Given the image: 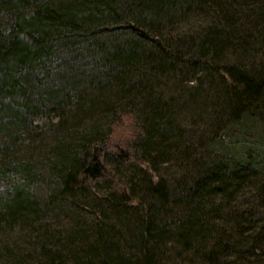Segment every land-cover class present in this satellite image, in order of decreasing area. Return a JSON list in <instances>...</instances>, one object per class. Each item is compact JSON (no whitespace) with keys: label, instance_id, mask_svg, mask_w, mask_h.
Listing matches in <instances>:
<instances>
[{"label":"trees","instance_id":"trees-1","mask_svg":"<svg viewBox=\"0 0 264 264\" xmlns=\"http://www.w3.org/2000/svg\"><path fill=\"white\" fill-rule=\"evenodd\" d=\"M215 9L236 19L196 31L195 51L166 29L188 13ZM252 26L264 36V0H0V182H10L0 191V231L39 212L29 180L42 174L20 156L18 142L51 134L45 166L55 189L49 199L69 210L72 200L113 178L109 158L132 164L138 140L144 149L164 143L172 127L162 119L172 111L156 101V81L192 62L209 66L214 76L211 63L227 49L245 48ZM193 54L195 61L186 59ZM223 66L215 68L221 79L212 80L218 86L209 94L218 113L228 121L246 112L264 116V64ZM138 98L152 107L144 122L129 107ZM92 115L111 121L104 130L99 120L91 132L82 130ZM44 117L49 123L41 125ZM123 126L131 130L122 136L126 144L118 137ZM259 167L247 158L216 156L191 185L174 189L152 176L142 179L143 191L138 180L113 178L98 201L108 219L75 230L86 254L69 250L68 261L62 250L46 249L48 264H164L166 252L178 246L199 258L196 264H232L226 260L235 253L255 254L264 247V220L239 200Z\"/></svg>","mask_w":264,"mask_h":264},{"label":"rangeland","instance_id":"rangeland-1","mask_svg":"<svg viewBox=\"0 0 264 264\" xmlns=\"http://www.w3.org/2000/svg\"><path fill=\"white\" fill-rule=\"evenodd\" d=\"M221 15V12L216 9L207 14L191 12L183 20L180 18L181 20L178 19L174 24H167L166 29L174 36V39H178L185 50L195 51L197 50L195 45L199 42L195 39L196 31L203 30L206 24L213 21L215 24L223 22L226 24V20L228 22L232 16V20L236 19L235 14L228 17L224 15L225 19ZM258 31L252 26L246 33L245 48L227 49L223 55L221 54L217 64L211 63L214 65L212 69L215 78L211 77L210 71L206 70L209 66L203 69L202 65L192 62L179 65L177 70L171 71L166 79L156 81L153 91L156 101L160 105L168 103L172 111L168 116L169 119L163 117L162 122L164 121L163 125H165L166 121L168 128L172 127V130L164 138L163 144H154L162 153L156 151L154 149L156 146L152 144L148 146V149H144L141 146V140H138L132 146L138 158L136 162L124 164L109 158L114 180L122 177H126L129 181L130 179L138 180L137 183L143 191L147 183L142 179L152 176L155 181L159 178L167 180L169 187L174 189L179 184L191 185L201 170L200 166L210 162L216 156L235 160L247 158L249 162L257 163L260 167L255 171L256 177L251 183L246 184L244 192L240 194L239 203L247 208L251 207L256 211V218L264 220V199L262 198L264 194V116L246 112L239 119L228 121L224 114L218 113L217 110L220 108L215 106V100L209 96L210 93L212 94L211 86L215 87L216 79H221L219 72L215 74V68L224 67L223 63L240 66L264 64V36ZM191 35H193L192 40H190ZM186 59L195 61L197 58L193 54L187 55ZM150 106L149 103H141L138 98L137 104L129 107L137 112L138 120L144 122L143 113H152ZM165 113L162 112L163 116ZM49 120V117H44L39 120V123L44 125L49 123ZM96 120H99L96 126L103 124L101 129L104 130L107 128L105 126L109 125L111 117L103 115L99 118L92 115L82 123L81 129L91 132ZM125 134L131 136L128 126L121 127L118 134L124 144H126V137L122 138V136ZM42 135L44 139H24L17 143L20 156L24 160L31 158V167L35 168L36 174L38 172L42 174L38 181L29 180V188L33 192L32 195L36 197L39 212L29 213L26 217L28 223L18 222L12 228L0 231V264H48L46 249L62 250V253L67 255L66 259L70 261L72 255L69 250L86 254L83 252L84 244L81 242L80 232L75 233L77 227L78 229L82 227H87V230L95 229L97 223L106 221L109 217L106 211L101 209L98 201L110 188L113 178L100 181L93 186L92 193L88 194L87 198L80 196L77 200H72L69 210H62L57 204L52 203L49 196L54 192L52 188L55 182L45 164L48 157V145L54 140L51 139V134L47 130ZM8 186L10 182L1 181L0 191L3 193L5 188H9ZM246 211L250 212V209ZM176 216L177 214H172V217ZM228 225L234 226L229 221ZM91 236L90 238H94V235L91 234ZM262 250L264 247L255 254L235 253L227 258L226 262L264 264V255L260 254L263 253L260 252ZM166 256L164 264H196L195 260L199 261L194 254L182 252L179 246L166 252Z\"/></svg>","mask_w":264,"mask_h":264}]
</instances>
